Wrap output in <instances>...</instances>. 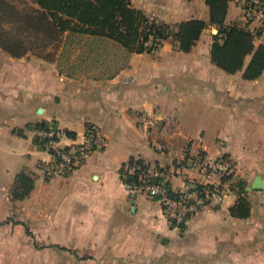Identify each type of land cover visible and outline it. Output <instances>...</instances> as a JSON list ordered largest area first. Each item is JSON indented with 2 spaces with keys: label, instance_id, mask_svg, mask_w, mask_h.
<instances>
[{
  "label": "crops",
  "instance_id": "0c3cea01",
  "mask_svg": "<svg viewBox=\"0 0 264 264\" xmlns=\"http://www.w3.org/2000/svg\"><path fill=\"white\" fill-rule=\"evenodd\" d=\"M130 2L168 24L210 18L206 0ZM232 23L256 26L243 20L242 0L229 3L225 24ZM213 30L189 53L167 39L152 54H134L108 80L67 79L54 64L0 50V264H264V191L245 192L247 218L229 212L233 180L249 186L264 178V71L246 81L215 67ZM142 112L158 120L149 133L138 125ZM41 122L73 134L62 146L96 124L105 145L71 175L45 178L39 164L51 156L32 134ZM199 151L229 159L235 172L233 180H210L223 195L184 225L170 224L157 202L127 193L119 171L131 158L167 170L175 191L184 183L175 174L182 160ZM21 172L33 186L14 200Z\"/></svg>",
  "mask_w": 264,
  "mask_h": 264
},
{
  "label": "trees",
  "instance_id": "16d2710c",
  "mask_svg": "<svg viewBox=\"0 0 264 264\" xmlns=\"http://www.w3.org/2000/svg\"><path fill=\"white\" fill-rule=\"evenodd\" d=\"M233 1L206 0L209 22L168 24L135 9L130 0H0V50L14 59L33 57L54 64L59 76L68 79L76 78L74 70L83 69L87 75L95 71L97 74L91 77L94 80H108L127 68L132 55L152 54L167 39L181 52L189 53L203 31L215 27L211 63L227 75L242 72V79L253 81L264 71V45H256L254 35L245 26L225 24ZM247 57L250 60L245 66ZM49 127L56 128L41 122L34 129ZM65 134L74 138L67 131ZM134 166L139 169L130 173ZM150 167L141 159L131 158L119 174L124 183L137 184L139 174ZM32 186L31 178L21 172L15 178L11 196L22 200ZM231 189L237 200L230 215L247 218L250 205L244 184H232Z\"/></svg>",
  "mask_w": 264,
  "mask_h": 264
},
{
  "label": "built area",
  "instance_id": "2783aa9c",
  "mask_svg": "<svg viewBox=\"0 0 264 264\" xmlns=\"http://www.w3.org/2000/svg\"><path fill=\"white\" fill-rule=\"evenodd\" d=\"M242 18L248 24L256 23L252 29L246 25L245 28L254 35L255 41L259 42L258 45H264V0H242ZM157 123L158 120L149 112H142L138 116V125L146 133L155 128ZM32 134L51 156L49 162L39 164V169L45 178L71 175L93 152L101 151L105 145L104 136L96 124H88L81 141L67 146L61 145V142L68 140V137L58 128L34 129ZM158 168L162 169V172L148 168L144 174H139L137 184L125 183V189L129 196L141 194L157 202L163 217L170 224L178 227L187 223L210 201L223 195V189L210 182L214 176L226 179L234 174V165L229 159L199 151L182 160L175 174L184 183L173 191L164 181L168 176L167 170ZM136 169L139 168L134 166L129 172L133 173ZM194 174L201 175L209 183H196L193 180Z\"/></svg>",
  "mask_w": 264,
  "mask_h": 264
},
{
  "label": "water",
  "instance_id": "95a60500",
  "mask_svg": "<svg viewBox=\"0 0 264 264\" xmlns=\"http://www.w3.org/2000/svg\"><path fill=\"white\" fill-rule=\"evenodd\" d=\"M212 34L216 35L217 34V30H213ZM38 112L41 113L42 110L40 109ZM252 191H264V178H262L259 175H256L254 177V179L251 182V184L245 188V192L246 193L252 192Z\"/></svg>",
  "mask_w": 264,
  "mask_h": 264
},
{
  "label": "rangeland",
  "instance_id": "374dc122",
  "mask_svg": "<svg viewBox=\"0 0 264 264\" xmlns=\"http://www.w3.org/2000/svg\"><path fill=\"white\" fill-rule=\"evenodd\" d=\"M82 70V71H81ZM83 71H85V70H83V69H77V70H74V73H75V81H79V82H83V81H85V80H94L93 78H91V77H93L95 74H97V73H95V71H90L91 72V74H86L85 72H83ZM94 72V73H93ZM85 73V74H84ZM66 78V77H65ZM68 79V78H67ZM234 172H235V170H234ZM232 176V178H233V174L232 175H230V177ZM228 179V178H227ZM229 180H233V179H229ZM233 184H238V182L237 181H235V180H233ZM242 184H244V186H245V188L248 186V184L247 183H242Z\"/></svg>",
  "mask_w": 264,
  "mask_h": 264
}]
</instances>
